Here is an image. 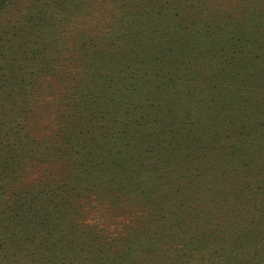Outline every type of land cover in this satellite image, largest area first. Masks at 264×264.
Segmentation results:
<instances>
[{
    "label": "rangeland",
    "instance_id": "rangeland-1",
    "mask_svg": "<svg viewBox=\"0 0 264 264\" xmlns=\"http://www.w3.org/2000/svg\"><path fill=\"white\" fill-rule=\"evenodd\" d=\"M32 1L0 13V73L25 31L39 43L17 90L1 97L0 264H264V70L236 77L226 105L200 102L216 90L177 102L181 113L148 125L125 151H70L79 126L65 122L92 65L118 51L131 21L160 27V44L172 19L194 13L264 24V0H78L40 30L22 22ZM210 70L193 79L217 86ZM176 74L160 71L153 87L196 88Z\"/></svg>",
    "mask_w": 264,
    "mask_h": 264
},
{
    "label": "trees",
    "instance_id": "trees-1",
    "mask_svg": "<svg viewBox=\"0 0 264 264\" xmlns=\"http://www.w3.org/2000/svg\"><path fill=\"white\" fill-rule=\"evenodd\" d=\"M14 1L16 0H0V13ZM39 1L41 3L38 6L35 5L38 0L32 1L29 11L31 14L22 16L25 25L31 20H37L38 24L34 27L38 30L42 28L48 13H56L61 7L65 10L78 0H52L53 3L49 0ZM155 2L170 4L172 0ZM177 7L184 8L183 5ZM204 8L203 15L210 8L207 1ZM113 10V7H108L103 12L110 14ZM100 15L102 19L103 15ZM168 16L169 14L163 13L164 21L171 19ZM253 21L254 18L251 22ZM129 24L131 27L122 33V40L117 44L118 51L111 52L99 64L92 65L93 69L97 67V71L91 73L88 84H84L78 91L73 114L65 115L67 125L79 126V130L73 132L76 138L73 137L70 143V151H125L124 148L132 147L131 142L138 144L148 125L159 127L181 113L175 111L180 104L177 102L187 101L184 104L186 108L190 105V96H204V93L210 94L216 90V95L210 94L200 99V102L220 100L219 104L226 105L231 101L223 99V94L230 95L234 91L232 84L238 82L236 77L251 69L252 76L255 75L254 70H264L260 65L261 56L264 55V41L260 42L264 40L263 23H253L251 27L235 19L229 23L218 19L206 21L196 18L194 13L181 19H172L170 26L165 27L169 28L167 38L162 35L160 44L159 41L154 43L155 39L158 40L160 27L153 29L151 25L139 20ZM30 32H34L32 27ZM24 33L11 68L0 73V103L2 94L17 90V81L21 82L24 76L22 71L27 66L24 61L38 49V41L26 31ZM207 69L216 73L219 79L217 86L208 80L193 79L203 78ZM162 70H168L171 78H176L178 73V79L190 80L197 86L187 90L176 86L175 89L169 86L165 89L155 88L153 86L158 81L156 76L159 77ZM241 82L235 86H240ZM228 86L231 89L226 92L225 88ZM101 123H105V130H102V126L98 127ZM113 134L114 142H111L109 136ZM90 155L91 153L82 155L84 157H80L79 164L85 165ZM12 157L10 155L5 163H1V167H9ZM233 220L234 217L229 221Z\"/></svg>",
    "mask_w": 264,
    "mask_h": 264
}]
</instances>
